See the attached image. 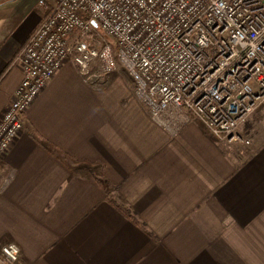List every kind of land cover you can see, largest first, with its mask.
Wrapping results in <instances>:
<instances>
[{
  "label": "crops",
  "instance_id": "crops-1",
  "mask_svg": "<svg viewBox=\"0 0 264 264\" xmlns=\"http://www.w3.org/2000/svg\"><path fill=\"white\" fill-rule=\"evenodd\" d=\"M38 1L0 0V113L45 15ZM95 70L65 61L0 160V247L17 245L13 264H264V141L220 146L197 121L163 127L131 80Z\"/></svg>",
  "mask_w": 264,
  "mask_h": 264
},
{
  "label": "built area",
  "instance_id": "built-area-1",
  "mask_svg": "<svg viewBox=\"0 0 264 264\" xmlns=\"http://www.w3.org/2000/svg\"><path fill=\"white\" fill-rule=\"evenodd\" d=\"M67 60L102 76L120 64L153 121L191 119L247 145L238 127L264 100V0H55L13 59L22 79L0 113V160ZM0 256L13 264L19 248L6 243Z\"/></svg>",
  "mask_w": 264,
  "mask_h": 264
},
{
  "label": "rangeland",
  "instance_id": "rangeland-1",
  "mask_svg": "<svg viewBox=\"0 0 264 264\" xmlns=\"http://www.w3.org/2000/svg\"><path fill=\"white\" fill-rule=\"evenodd\" d=\"M40 1V0H39ZM38 1V2H39ZM44 2L45 4V1L44 0H41ZM55 1V0H54ZM54 3V2H53ZM39 5V4H38ZM53 5V4H52ZM51 5V6H52ZM40 7H42L43 9H45V15L47 14L48 10L50 9L49 6H46V8H44L43 6L39 5ZM99 33L101 35V37L107 42L110 44V46L112 47V49H114V39L109 37L108 35H106L104 32H101L99 30ZM92 69H95V68H92ZM95 72H97L99 74V71L96 69ZM111 74V73H110ZM110 74L107 75V76H102L103 77V80L106 81L109 77H110ZM113 75H116L117 77H124V78H128L130 80V77L129 75L127 74L126 70L120 65L118 64L116 70L114 72H112ZM111 74V75H112ZM118 83V81H116ZM119 85V84H118ZM112 89L118 93V89L119 87L118 86H112ZM116 96V95H113V97ZM133 97H134V94H133ZM116 98V97H115ZM135 99V97H134ZM136 102H138L136 99H135ZM139 103V102H138ZM140 104V103H139ZM141 105V104H140ZM141 107L144 109V107L141 105ZM145 111V109H144ZM146 112V111H145ZM193 120H188L187 122H182V123H179L178 120H175V123H174V126L172 127H169V128H172L173 130H178L180 128L181 125L183 124H186V123H189ZM163 123V124H162ZM162 126L163 127H166V123L165 121H162ZM200 124V123H199ZM201 125V124H200ZM170 126V125H169ZM202 126V125H201ZM168 127V126H167ZM203 127V126H202ZM23 130V128H22ZM21 130V131H22ZM21 133V132H20ZM19 133V134H20ZM238 133L245 139L249 142V144L245 145V144H241V143H231L232 145H234V147H237V148H248V147H251L253 145H256L257 143L259 142H262L264 141V100L253 110L252 113H250V115H248L239 125L238 127ZM18 134V135H19ZM209 134V132H208ZM210 135V134H209ZM211 136V135H210ZM212 137V136H211ZM213 141L215 143H217V145H231V144H228V143H225V142H218L216 141L213 137H212ZM122 205V204H121ZM123 206V205H122ZM128 210V209H127ZM133 216V215H132ZM134 217V216H133ZM0 260L2 263L4 264H9L7 263L6 261H4V259L2 258V256H0Z\"/></svg>",
  "mask_w": 264,
  "mask_h": 264
},
{
  "label": "trees",
  "instance_id": "trees-1",
  "mask_svg": "<svg viewBox=\"0 0 264 264\" xmlns=\"http://www.w3.org/2000/svg\"><path fill=\"white\" fill-rule=\"evenodd\" d=\"M5 71H3L0 74V79L4 75ZM42 147H44L43 142L37 141ZM45 148V147H44ZM47 151H49L51 154L54 155V151L48 150L45 148ZM89 175L103 188L105 195L107 197V200L109 204L116 210L118 211L123 217H125L127 220L131 221L132 223L138 225L134 217L131 215L130 211L125 209L120 203H118L115 198L111 195V190L113 186L108 183L104 178L101 176L96 175L94 172L91 170H88Z\"/></svg>",
  "mask_w": 264,
  "mask_h": 264
},
{
  "label": "water",
  "instance_id": "water-1",
  "mask_svg": "<svg viewBox=\"0 0 264 264\" xmlns=\"http://www.w3.org/2000/svg\"><path fill=\"white\" fill-rule=\"evenodd\" d=\"M95 26V24H93Z\"/></svg>",
  "mask_w": 264,
  "mask_h": 264
}]
</instances>
